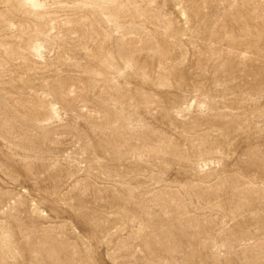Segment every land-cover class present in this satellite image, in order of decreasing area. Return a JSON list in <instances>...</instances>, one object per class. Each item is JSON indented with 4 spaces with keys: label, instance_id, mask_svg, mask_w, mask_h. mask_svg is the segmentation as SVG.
<instances>
[{
    "label": "rangeland",
    "instance_id": "rangeland-1",
    "mask_svg": "<svg viewBox=\"0 0 264 264\" xmlns=\"http://www.w3.org/2000/svg\"><path fill=\"white\" fill-rule=\"evenodd\" d=\"M0 264H264V0H0Z\"/></svg>",
    "mask_w": 264,
    "mask_h": 264
}]
</instances>
